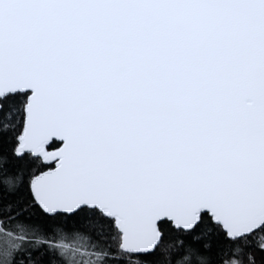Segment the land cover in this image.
Wrapping results in <instances>:
<instances>
[{
    "label": "snow or ice",
    "instance_id": "6c2138e0",
    "mask_svg": "<svg viewBox=\"0 0 264 264\" xmlns=\"http://www.w3.org/2000/svg\"><path fill=\"white\" fill-rule=\"evenodd\" d=\"M0 264H264V0H0Z\"/></svg>",
    "mask_w": 264,
    "mask_h": 264
}]
</instances>
